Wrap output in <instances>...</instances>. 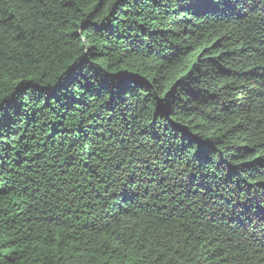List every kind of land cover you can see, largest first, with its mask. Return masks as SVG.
Masks as SVG:
<instances>
[{
    "label": "trees",
    "instance_id": "16d2710c",
    "mask_svg": "<svg viewBox=\"0 0 264 264\" xmlns=\"http://www.w3.org/2000/svg\"><path fill=\"white\" fill-rule=\"evenodd\" d=\"M0 264H264V0H0Z\"/></svg>",
    "mask_w": 264,
    "mask_h": 264
},
{
    "label": "snow or ice",
    "instance_id": "6c2138e0",
    "mask_svg": "<svg viewBox=\"0 0 264 264\" xmlns=\"http://www.w3.org/2000/svg\"><path fill=\"white\" fill-rule=\"evenodd\" d=\"M161 103L163 104V103H164V101H161Z\"/></svg>",
    "mask_w": 264,
    "mask_h": 264
}]
</instances>
